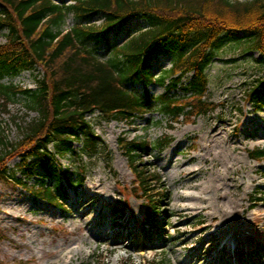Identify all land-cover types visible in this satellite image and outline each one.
<instances>
[{
  "label": "rangeland",
  "instance_id": "1",
  "mask_svg": "<svg viewBox=\"0 0 264 264\" xmlns=\"http://www.w3.org/2000/svg\"><path fill=\"white\" fill-rule=\"evenodd\" d=\"M73 20L70 16L64 29H70ZM146 25L133 19L108 38L122 44L130 32ZM5 41L1 36L0 42ZM100 53L104 59L109 56L105 48ZM257 57L255 51L243 53L232 45L215 55L208 69L206 96L216 108L206 115L182 116L176 122L164 119L160 125L146 120H160L157 112L138 117L133 124L108 120L98 112L88 116L109 153L85 158L86 181L77 192L70 191L60 208L0 179V264H264V156L253 157L254 150L264 149V107H255L247 98L264 78ZM154 64L159 74L171 66V60L161 57ZM42 74V68L23 71L3 82L35 87L36 77ZM150 90L159 95L165 87L154 83ZM26 103L23 98L9 100L0 92L3 142L18 140L21 128L37 116ZM165 136L172 138L168 146L138 159L163 182L152 193L159 200L160 223L149 242L140 230L147 198L138 191L123 145ZM72 145L78 149L83 142L74 140ZM59 161L62 166L73 163L69 155ZM18 162V157L11 158L10 168ZM17 176L28 185L34 183L21 173ZM220 193L224 195L217 198ZM183 194L207 200L185 199ZM188 204L195 208L185 209ZM234 204L236 216L220 217V210ZM204 207L208 208L201 210ZM231 232L237 242H227ZM236 243L249 254L239 256Z\"/></svg>",
  "mask_w": 264,
  "mask_h": 264
},
{
  "label": "trees",
  "instance_id": "2",
  "mask_svg": "<svg viewBox=\"0 0 264 264\" xmlns=\"http://www.w3.org/2000/svg\"><path fill=\"white\" fill-rule=\"evenodd\" d=\"M70 16L74 24L64 29ZM133 19L147 25L130 32L122 44L109 40ZM1 36L6 41L0 42V92L9 100L25 99L37 116L21 128L18 140L0 139V179L60 208L70 191L83 187L85 158L109 153L88 116L98 112L133 124L157 112L160 120H146L160 125L164 119L206 115L216 108L206 96L215 55L232 45L243 53L257 52L255 60L264 66V0H0ZM104 48L106 59L100 53ZM161 57L170 58L171 66L156 74L154 63ZM38 68L43 74L34 88L3 82ZM154 83L165 91L152 93ZM247 98L264 107V78ZM74 140L82 141V147L74 148ZM171 141L165 136L123 145L138 191L147 198L142 227L147 238L160 210L152 193L163 182L138 159ZM66 155L73 163L62 166L59 160ZM260 156L264 149L253 151L254 158ZM13 157L19 162L11 169ZM18 173L34 183L28 185Z\"/></svg>",
  "mask_w": 264,
  "mask_h": 264
},
{
  "label": "bare ground",
  "instance_id": "3",
  "mask_svg": "<svg viewBox=\"0 0 264 264\" xmlns=\"http://www.w3.org/2000/svg\"><path fill=\"white\" fill-rule=\"evenodd\" d=\"M215 136H217L215 133H213L212 134V137L214 138ZM188 186H192V187H195V185L194 184H189ZM224 194L223 193H220V194H218V196H217V198H219V197H221V196H223ZM182 197H184L185 199H204L205 201L207 200V198H202V196H196V197H193L192 195H190V194H183V195H181ZM210 199V198H209ZM237 207H238V205H236L235 206V204L232 206V207H226V208H224V209H222V210H220V217H222L223 219H229V218H232V217H234V216H236V214H237ZM189 208H195V204H188V205H186L185 206V209H189ZM208 207H204V208H202L201 210H204V209H207ZM229 225V224H228ZM227 225V226H228ZM225 230L227 231V228L225 227L224 229H223V232H225ZM232 233V232H231ZM229 240H231V242L232 243H234V242H237V240L235 239V234L234 233H232V235L231 236H229L228 237V241L227 242H229ZM70 253H72V250H70V251H67L66 253H64V255H62V259L64 258V257H66L68 254H70Z\"/></svg>",
  "mask_w": 264,
  "mask_h": 264
}]
</instances>
